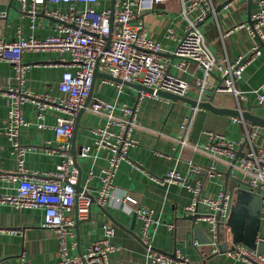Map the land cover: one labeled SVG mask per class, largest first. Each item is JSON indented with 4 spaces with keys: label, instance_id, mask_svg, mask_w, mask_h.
Wrapping results in <instances>:
<instances>
[{
    "label": "crops",
    "instance_id": "0c3cea01",
    "mask_svg": "<svg viewBox=\"0 0 264 264\" xmlns=\"http://www.w3.org/2000/svg\"><path fill=\"white\" fill-rule=\"evenodd\" d=\"M227 1L229 0H211L213 10L205 17L200 29L212 53L233 62L238 57L249 55L252 48L259 43L256 36L249 33L247 26H250L252 16L260 9V1L264 0H233L224 8ZM112 4L114 7L115 0L113 3L112 0H99L96 9L110 10ZM68 7L64 3L46 2L38 5L35 28L30 29V20L21 11L19 0H0V39L7 42L16 40L18 29L21 30L24 38L32 36L43 39L52 35L56 21L47 17L44 14L45 10L59 9L61 12H66ZM77 7L82 9L84 5L78 4ZM198 14L199 11H193L190 17L194 18ZM139 21L142 22L147 35L160 42L162 56L168 60L169 72L191 83V89L185 98L207 102V95L212 93L207 91L200 97L199 89L195 87V83L203 78V71L195 64L191 65L187 72H179L174 66L178 59L173 55V51L178 38L183 36L186 25L180 1L162 2L153 11L144 12L139 19L132 21V24L135 25ZM168 30L172 31L174 38L166 37ZM70 58L69 53L24 52L23 62L34 66L25 73L20 89L31 95L47 97L57 102L63 96L58 90V83L65 70L64 66ZM205 80L207 85L216 86L220 81L218 71H213ZM263 83L264 48L262 47L260 55L245 67L241 78L235 82L236 88L244 94L245 99H237L232 94L216 93L212 104L217 108L249 111L252 115L264 119V107L258 103L255 92ZM116 84V82L113 84L106 82L101 76L96 77L92 84L91 97L114 101L118 105L135 106V126L131 133L135 145L127 151L130 161L122 162L116 172L112 196L106 207L92 203L89 215L84 219L76 218L75 208L70 212V216L75 220L71 237L68 239L70 254L83 257L93 242L104 237L103 226L107 225L113 229L112 242L119 247L118 251L108 257L112 264H151L139 241L141 225L135 217L134 208L130 204H123L125 197H132L139 206L151 209L159 219V224L150 228L151 240L157 251L167 255H173L177 251L187 258L190 264H232V260L223 252L211 254L212 247L216 246L213 239L210 246L201 243L204 235L210 236V232L206 223H195L194 219L186 214L185 207L192 199L188 189L176 183L160 184L154 181V178H160L174 169L188 185H193L201 177L188 173L189 162L203 167L214 165L218 174L203 180L201 196L216 198L224 190L225 173L230 171V175L240 181L242 175L228 164V159H214L203 149L208 143L206 133L212 132L222 135L228 141H238L243 133L242 123L234 122L235 116L218 114L197 107L189 132V146L183 148L176 143V138L182 119L191 114V106L188 103L150 97L137 102L138 83L124 84L120 91ZM0 87L19 88L14 79L12 65L5 61H0ZM8 104V99L0 96V197L14 195L17 188V182L1 179L3 173H14L18 170V160L12 154L11 143L2 134L6 126ZM21 112L27 125L20 129L19 143L28 148L22 157V168L36 177L53 173L61 161L57 147L64 141L56 137L53 128L57 118L67 116L55 105L45 108L39 116L33 101L25 102ZM116 114L120 115V111H116ZM75 122L78 125L76 135L72 139V129L66 141L70 149L72 140L75 146L76 162L79 167L77 171H80L79 185L86 190L89 197H95L100 185L101 169L107 166L109 153L105 149L100 151L94 149V130L103 127L105 120L84 109L77 119L75 116L73 128ZM244 122L251 126L248 122ZM252 127L258 134L255 144L264 148V127ZM84 146L89 147L90 151L88 156L81 157L79 151ZM237 153L241 154L240 150ZM90 172H92L91 179L88 178ZM198 211L206 212L207 208L200 205ZM244 216L242 233L245 234L248 218ZM42 221L41 209L17 210L9 204H0V260H9L14 264H52L58 248L57 241L51 231L41 226ZM169 225L173 226L170 231ZM226 230L229 236L223 243L225 245L223 248L230 249L234 245L245 246L240 242L233 243L228 225ZM193 241H197V247L193 246ZM259 242L264 243L262 207L256 230V243Z\"/></svg>",
    "mask_w": 264,
    "mask_h": 264
},
{
    "label": "built area",
    "instance_id": "2783aa9c",
    "mask_svg": "<svg viewBox=\"0 0 264 264\" xmlns=\"http://www.w3.org/2000/svg\"><path fill=\"white\" fill-rule=\"evenodd\" d=\"M21 11L30 20V29L35 28V20L38 15L36 7L46 2L51 4H67L68 10L61 12L59 9L45 10L44 14L56 21L54 33L43 39L32 36L24 38L20 29L16 31V40L4 41L0 39V61L12 65L14 79L19 86L15 89H2L0 96L8 99V110L5 119V129L2 134L11 143L12 154L18 160V170L14 173H3V181L17 182L16 193L0 197V204H9L17 210L41 209L43 211L42 227L51 231L57 241V252L52 264H112L108 257L119 250V247L111 240L113 229L103 226L104 237L93 242L83 257L72 256L68 239L71 237L75 220L70 212L75 208L76 218L84 219L89 215L92 203L100 207H106L114 188L113 179L122 162L130 161L127 151L135 145L132 138V129L135 126V106L127 104L118 105L114 101H106L98 97H89L95 65L98 72L110 76L106 82L115 83L120 91L124 84L138 83L151 89V92L139 90L137 102L145 97L164 100L159 91L171 93L180 97H186L191 89V83L171 74L168 70V60L162 56L160 42L150 38L141 21L135 25L132 21L139 19L147 11L170 0H115L114 10L111 16L110 10H97L99 0H19ZM182 4V15L186 22L184 34L178 38L173 55L178 59L174 64L179 72H187L191 65L200 68L204 76L195 83L199 89L200 97L204 93H227L237 99H245L235 82L242 76L245 67L254 61L264 48V1H260V9L252 16L253 24L247 26L249 33L256 36L257 43L250 54L238 57L235 61L218 57L210 50L200 25L205 17L213 10L211 0H179ZM233 0L224 4L228 7ZM78 4H83L82 9ZM28 5V8H26ZM193 11H199L194 18L190 17ZM111 20V21H110ZM167 38H174L172 31L168 30ZM48 52L59 54L69 53L70 61L66 63L65 70L58 83V90L63 95L59 100L53 101L47 97L31 95L20 89L24 81L25 73L34 66L26 64L22 60L24 52ZM50 64H48L49 66ZM73 69V71H71ZM213 71H218L220 81L211 87L206 83V77ZM258 103L264 107V83L255 91ZM27 101L36 104L38 115L55 105L67 117L56 119L54 132L56 137L64 139L57 147L61 161L57 164L53 173L43 177L31 175L22 168V157L28 150L19 143L20 129L27 125L21 108ZM85 109L104 118L103 127L94 130V149L96 151L107 150V166L101 169L100 185L95 197H89L85 189L76 192L78 183V171L70 152V145L66 141L71 135L74 118L77 113ZM197 107L191 108V114L185 116L178 129L176 143L185 148L189 146L188 137L193 117ZM120 111V115L116 114ZM234 122L243 125V133L238 141H228L222 135L207 132L208 143L204 150L214 159H228V164L234 167L242 175L243 189L256 193L264 209V148L258 147L255 140L257 131L245 124L243 119L233 117ZM41 127V126H40ZM195 149V148H193ZM198 150V149H197ZM241 155L238 156L237 151ZM89 147H81L79 155L88 156ZM188 173L200 176L201 179L193 185H188L181 175L174 169L165 173L162 177L154 178L160 184H180L192 195L191 202L185 207L187 215L195 216L194 222H204L208 225L216 246L212 247L211 254L220 251L219 246L226 240V223L233 206L231 193L221 191L216 198L201 196L203 180L212 178L218 174L214 165L206 167L189 162ZM88 178H92V172ZM123 204L133 206L135 217L140 221L139 241L151 264H190L188 259L177 251L173 255H167L157 251L153 246L150 228L159 224L151 209L139 206L132 197H125ZM204 205L206 212L198 211V207ZM220 213L221 235L217 237L216 215ZM173 226L169 225L168 230ZM213 243V245H214ZM198 246L197 241L192 242ZM232 260V264H264V253L250 249L242 245H234L223 252ZM23 258H21L22 260ZM0 264H14L9 260H0Z\"/></svg>",
    "mask_w": 264,
    "mask_h": 264
},
{
    "label": "water",
    "instance_id": "95a60500",
    "mask_svg": "<svg viewBox=\"0 0 264 264\" xmlns=\"http://www.w3.org/2000/svg\"><path fill=\"white\" fill-rule=\"evenodd\" d=\"M112 3H113V0H112ZM113 10H114V7L112 4L110 7L111 16H112ZM252 24H253V21H250V25H252ZM98 76H101L104 79H112L108 75L99 74L98 69H97V63H96L95 69H94V75H93V82H94V79ZM113 81L119 82L116 79H113ZM137 87L139 90L151 92V89L145 88L141 85H138ZM91 95H92V90L90 91L89 97L86 100L85 105L90 100ZM158 95H160L162 98L171 99L173 101H184V102L188 103L191 106V108H194V107L205 108V109H208L214 113L227 114V115L239 117V118L243 119L244 121L248 122L251 126L264 127V119L252 115L249 111H242V110L238 111L236 109H226V108L215 107L212 104V101H213L214 96H215V94H213V93L210 95H207L208 96L207 102H201V101L197 102V101L189 100L185 97H180V96H177V95H174L171 93H167V92H163V91H159ZM83 110L84 109H81L77 113L76 119L78 118V116L80 115V113ZM77 128H78V125H77V122H75L73 132H72V139L76 135ZM70 152H71L75 167L79 169L77 162H76V150H75L73 140H72ZM240 155L241 154H238V156H240ZM78 172H80V171H78ZM224 186H225L224 191L229 192V193H231V195L234 196V205L231 208L229 218H228L227 224H226L230 228V231L232 234V242L233 243H239L240 242L250 249H255L258 252L264 253V243H262V242L256 243V230L258 228V223H259V219H260V211H261V202H260L259 196L256 193H252V192H249V191L243 189V187H241L242 182L240 181V179L231 176L230 171H228L224 175ZM75 189H76L77 193L82 190L81 186L79 185V182L75 186ZM91 199H92V197H91ZM244 215H246L248 218V226H247V230H246L247 232L245 234L242 233L243 232L242 229L244 227V225L242 224V221H243V219H245ZM191 217L193 219L195 218V216H191ZM219 217H220V213L218 212L216 215L217 226H218V231H217L218 239L221 235V222L219 220ZM249 221H251L250 225H249ZM225 234H226V238H228L227 236H229V235L227 233V230H225ZM201 243L203 245L205 244L206 246H208V245L210 246L211 234H210V236L204 235V240L201 241ZM224 246H225L224 244H221L219 246V248H220L219 253L224 252V250L226 249V248H223Z\"/></svg>",
    "mask_w": 264,
    "mask_h": 264
}]
</instances>
